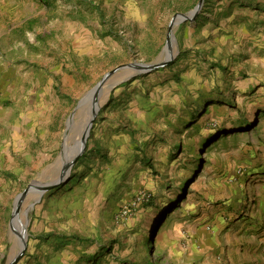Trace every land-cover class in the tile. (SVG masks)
I'll return each mask as SVG.
<instances>
[{
    "label": "rangeland",
    "instance_id": "obj_1",
    "mask_svg": "<svg viewBox=\"0 0 264 264\" xmlns=\"http://www.w3.org/2000/svg\"><path fill=\"white\" fill-rule=\"evenodd\" d=\"M199 1L0 0V264L21 250L15 218L17 264L249 263L259 221H236L264 202V0H204L174 61L112 87L64 182L14 214L59 180L83 98L155 62Z\"/></svg>",
    "mask_w": 264,
    "mask_h": 264
},
{
    "label": "water",
    "instance_id": "obj_2",
    "mask_svg": "<svg viewBox=\"0 0 264 264\" xmlns=\"http://www.w3.org/2000/svg\"><path fill=\"white\" fill-rule=\"evenodd\" d=\"M203 4H204V0H200L197 7L194 10H192L191 12H189L188 14H185V15L184 14H177L174 16V18L172 19L171 24H170V32H169L167 46L165 47V49L162 51L161 55L159 56V58L155 62L149 63V64L134 62V63L123 64V65L118 66L116 69H114L113 71H111L110 73L105 75V77L97 85V87H95L91 92H89L83 98V100L76 107L75 113L78 110H80L81 108H83L84 106H86V104L90 103L92 100H96L95 93L97 91H99L102 86H104L105 84H108L110 81H112L114 76L118 77L119 74H122V75H124V78L120 82H114L112 85L109 84L110 88L116 87L119 83L126 82V81L132 79L133 77L148 74V73H151L153 71L166 68L168 65H170L174 61V53H173V49L171 47L172 46V36H173L172 31H173V29L176 26H179L183 23L194 22L198 18V15L200 13V10H201ZM168 47H170V48H168ZM166 48H168L169 51H167ZM100 109L101 108H98L97 111L93 112L92 118L90 119L88 125L86 126V128H85V130L81 136L80 143L76 146L75 155L72 159V164L69 165L66 169L62 170V173H61L58 181H56L54 183H38L37 182V183H33L30 186H28V188L17 198L15 210H14L15 215L18 214V210L20 208V205L22 204V202L26 199V197L28 195L35 193V194L40 195V197H42L47 191L53 190L55 187L61 185L64 182L65 178L70 174V171H71L73 165L76 163V161L84 153V150L86 148V143H87V140L89 138V134L93 128V125H94L95 120L99 114ZM93 110H94V107H93ZM62 156H64V157L68 156V154H67L66 150H64V148H63ZM69 156H72V155H69ZM26 248H27L26 240H24L22 245H21L20 252L12 260V262L10 264H17L18 261L21 259V257L25 254Z\"/></svg>",
    "mask_w": 264,
    "mask_h": 264
},
{
    "label": "bare ground",
    "instance_id": "obj_3",
    "mask_svg": "<svg viewBox=\"0 0 264 264\" xmlns=\"http://www.w3.org/2000/svg\"><path fill=\"white\" fill-rule=\"evenodd\" d=\"M171 47L174 52V49L176 47V40L173 36H172V46ZM168 48H166L167 51H169ZM110 90L111 88L109 87L108 84H105L104 86H102L101 89L95 93L96 100H92L90 103L86 104V106L78 110L73 115L71 120L69 121L68 131L66 133L65 142H64V150H66L68 156L66 157L62 156L63 170L72 164V159L75 155L76 146L80 143L81 136L86 126L88 125L90 119L92 118L93 112L97 111L98 108H101L103 103L107 100ZM93 107H94V110H93ZM78 126H79V129L81 127L78 136L72 137L71 133H73V130L77 128ZM69 155H72V156H69ZM60 169H62V167ZM17 219L18 218H15L13 225L16 230L19 229L22 235V243H23V241L26 239V233L24 232V226L21 225L19 222L20 220L19 219L17 220Z\"/></svg>",
    "mask_w": 264,
    "mask_h": 264
},
{
    "label": "crops",
    "instance_id": "obj_4",
    "mask_svg": "<svg viewBox=\"0 0 264 264\" xmlns=\"http://www.w3.org/2000/svg\"><path fill=\"white\" fill-rule=\"evenodd\" d=\"M107 3V2H106ZM259 199L264 200V190L261 191V193L258 194ZM248 217H242V216ZM236 223L238 224V227H240L241 224L245 225L248 222H252V220L258 219V229L259 232L256 234L257 238L254 237V244L251 246V251L244 255V258L246 261H248V264H264V202L262 204H254L252 209L249 210H240L239 216ZM223 261V264L226 263L225 254L222 255L221 262Z\"/></svg>",
    "mask_w": 264,
    "mask_h": 264
}]
</instances>
